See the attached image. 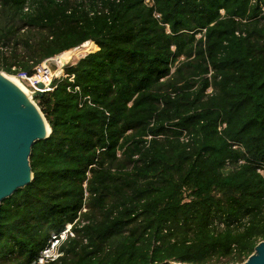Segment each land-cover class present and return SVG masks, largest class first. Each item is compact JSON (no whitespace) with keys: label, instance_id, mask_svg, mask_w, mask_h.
<instances>
[{"label":"trees","instance_id":"obj_1","mask_svg":"<svg viewBox=\"0 0 264 264\" xmlns=\"http://www.w3.org/2000/svg\"><path fill=\"white\" fill-rule=\"evenodd\" d=\"M78 46L73 82L34 98L51 133L0 205V264L78 217L48 264L243 263L264 241V0H0V72Z\"/></svg>","mask_w":264,"mask_h":264},{"label":"water","instance_id":"obj_2","mask_svg":"<svg viewBox=\"0 0 264 264\" xmlns=\"http://www.w3.org/2000/svg\"><path fill=\"white\" fill-rule=\"evenodd\" d=\"M39 88L43 86L39 85ZM43 95L37 91L32 97ZM32 97L0 72V205L32 181L31 148L51 133V127ZM240 264H264V241L259 242L253 253Z\"/></svg>","mask_w":264,"mask_h":264},{"label":"built area","instance_id":"obj_3","mask_svg":"<svg viewBox=\"0 0 264 264\" xmlns=\"http://www.w3.org/2000/svg\"><path fill=\"white\" fill-rule=\"evenodd\" d=\"M76 48H73V49H76ZM57 56L58 55L52 58L45 59L41 63L35 65L31 70H28V71L17 70L15 67H13L12 73L10 74L5 73V74H7L8 76H12L16 78L19 82H21L30 91L31 97L37 91H41L44 94L47 92H51L55 88V85H54L55 81L58 79L68 78L70 82H73L74 76L68 75L66 70L67 68L74 66L79 60H81L79 59L75 64H72V65H67L68 62H66L64 65L58 66L56 63ZM58 71H60L59 75H53L54 73ZM39 85H42L43 88H39ZM74 91L79 93V88L75 87ZM34 98L32 97V100H34ZM85 211H86V208L83 206L80 212L78 213V216L80 215V213H83ZM78 221H79V217L76 218L74 222L66 224L64 229L60 231L59 233H52L46 245L43 247L39 255L36 257V259L31 264H48V263L55 262L60 257H62L63 252L61 251V246L69 238H72L75 236L73 228L77 224Z\"/></svg>","mask_w":264,"mask_h":264},{"label":"rangeland","instance_id":"obj_4","mask_svg":"<svg viewBox=\"0 0 264 264\" xmlns=\"http://www.w3.org/2000/svg\"><path fill=\"white\" fill-rule=\"evenodd\" d=\"M93 43V42H92ZM93 45H95V43H93ZM80 47H78V48H76L75 49V51L73 52V53H71V55L69 56V58H71V60H69L68 61V63H67V65H72V64H75L79 59H82V56L84 55V52L82 51V52H78L77 51V49H79ZM86 55L88 54V53H85ZM85 56V55H84ZM83 56V57H84ZM56 63H58V61L56 60ZM17 80V79H16ZM19 82V81H18ZM21 83V82H20ZM21 85H23L22 83H21ZM24 86V85H23ZM25 87V86H24ZM26 88V87H25ZM27 89V88H26ZM34 101V100H33ZM36 104V103H35ZM37 105V104H36ZM53 108V107H52ZM52 110V109H51ZM51 112V111H50ZM50 112L49 113H47V111H46V107L44 106V113H42L43 115H44V117H45V119H46V116H48L49 114H50ZM264 173V172H263Z\"/></svg>","mask_w":264,"mask_h":264},{"label":"bare ground","instance_id":"obj_5","mask_svg":"<svg viewBox=\"0 0 264 264\" xmlns=\"http://www.w3.org/2000/svg\"><path fill=\"white\" fill-rule=\"evenodd\" d=\"M69 56H70V53L65 52L61 57L56 59L58 61L57 65L61 66V63L64 62ZM5 76H7L13 83H15L25 94H27L29 97L31 96L30 91L26 89L23 85H21V83L18 82L16 78L12 76H8L7 74H5Z\"/></svg>","mask_w":264,"mask_h":264},{"label":"crops","instance_id":"obj_6","mask_svg":"<svg viewBox=\"0 0 264 264\" xmlns=\"http://www.w3.org/2000/svg\"><path fill=\"white\" fill-rule=\"evenodd\" d=\"M52 100H53V98L52 97H50ZM53 103H54V100H53Z\"/></svg>","mask_w":264,"mask_h":264},{"label":"clouds","instance_id":"obj_7","mask_svg":"<svg viewBox=\"0 0 264 264\" xmlns=\"http://www.w3.org/2000/svg\"><path fill=\"white\" fill-rule=\"evenodd\" d=\"M91 42V41H90ZM66 52V51H65ZM89 54V53H88Z\"/></svg>","mask_w":264,"mask_h":264}]
</instances>
